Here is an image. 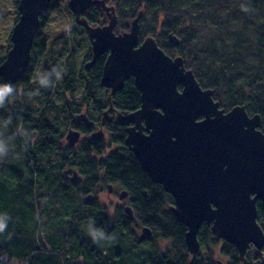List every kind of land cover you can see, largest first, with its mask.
I'll return each mask as SVG.
<instances>
[{"label":"trees","instance_id":"obj_1","mask_svg":"<svg viewBox=\"0 0 264 264\" xmlns=\"http://www.w3.org/2000/svg\"><path fill=\"white\" fill-rule=\"evenodd\" d=\"M111 1L118 6L120 29L127 30L128 24L125 22L133 21L138 12L143 10L144 16L139 23L140 36L154 38L166 55L180 56L185 68L193 72L202 89L216 91V99L225 111L236 105H243L250 117L259 115L261 131L264 134V0ZM100 17L99 8L94 7L89 16L90 23L97 22ZM170 33L179 36V47L172 48L168 44L167 36ZM203 48L205 52H201ZM191 49L194 54L190 53ZM43 52L40 47L31 48L29 67L19 80L9 82L0 77V93L4 95L0 99V223L5 225L3 231H0V264H3V259L6 262L13 259L18 264H69V256L73 257L78 250L75 247L78 243L76 237H71L72 240L69 241L63 238L64 231H61V236L57 230L50 234L47 243L50 250L56 251H47L44 245H41L45 243L36 237V231L41 228L38 219L41 221L42 217L46 219L47 216L40 213V208L44 207L38 198L40 195L47 198L46 203L51 212L55 210V206L59 207L54 213L60 221L59 224L64 220L68 230L72 225V231L76 227L87 233L84 228L85 221L71 222V219H76L73 217V210L78 202L75 191H67L65 184L56 188L57 178L52 174L51 180L47 175L50 170L49 162L43 163L42 157L54 150L52 137H61L58 127L52 126L51 122H44L45 113L41 114L42 123L30 119L36 105L43 107L48 113L65 106V98L62 101L59 99L58 104L54 105L50 101L58 84L59 72L65 75L60 88L67 92L74 93L76 83L81 86L84 83L77 76L74 64L69 61L63 64L62 70L55 65L43 63V60L40 62ZM3 60L4 58H0V64ZM101 73L102 65L96 64L89 72L88 84H84L85 93L93 94L100 90ZM113 101L119 110L130 111L139 105V93L133 83L127 81L123 89L116 93ZM50 106L52 109H49ZM66 108L59 111L66 113ZM29 123L33 124L27 125ZM28 136L40 140L29 142ZM123 141V128L118 127L113 142L123 144ZM89 148L83 143L78 149L80 153H76L80 157L85 156V164L82 167L88 172V179L83 188L91 189L111 182L122 186L132 197L131 203L141 221L156 230L162 229L161 235L164 238H172L179 250H185V227L176 221L169 209L173 204L172 197L165 193L160 185L150 181L133 154L123 151L109 155L106 160L98 163L91 155L93 150ZM56 149L67 153L62 156L64 158L67 155H75L71 151L64 152L58 146ZM98 150L97 153L101 152L100 148ZM59 164H62V161H59ZM99 167L105 170L104 177L100 179L95 175L96 168ZM60 179L63 180L62 177ZM83 213L90 214V211L85 209ZM103 216L99 217V221L98 218L94 220L91 224L94 225L93 229H96V225L105 224ZM90 219L91 217H87V221ZM52 220L51 224L55 222V218ZM91 225L88 224L89 227ZM66 236L69 237V233ZM212 236L214 234L211 229L203 224L198 232L199 243L206 244ZM121 240L122 238L117 241L116 247H124ZM97 241V248L101 252L106 244H100L102 242L99 239ZM224 245L222 254L233 255L235 249L232 245L226 242ZM80 250L89 264L97 262V257L86 248L82 247ZM113 251L117 250L112 247ZM114 259L113 264H125L123 255ZM256 259L258 257L254 258ZM158 264L171 263L162 260Z\"/></svg>","mask_w":264,"mask_h":264},{"label":"water","instance_id":"obj_2","mask_svg":"<svg viewBox=\"0 0 264 264\" xmlns=\"http://www.w3.org/2000/svg\"><path fill=\"white\" fill-rule=\"evenodd\" d=\"M50 2L19 1L20 16L10 35L11 48L0 64V77L6 81H17L28 69L39 17ZM97 3L109 22L91 27L79 16ZM69 9L91 39L92 60L85 69H91L108 52L99 86L114 95L132 78L141 95L140 108L123 117L133 124L127 130L125 144L150 181L173 198L170 210L186 229L187 250L193 254L199 251L197 236L203 224L211 225L214 235L233 245L241 259L250 244L261 249L264 234L256 208L260 200L264 210V134L260 116L250 117L243 105L229 111L221 109L214 100V91L201 88L181 57L166 55L152 37L140 44L143 10L131 22L129 32L116 35L115 9L107 7L106 0H70ZM167 39L173 48L180 44L172 33ZM65 138V149H72L80 133L69 130ZM92 138L100 136L93 134ZM69 173L63 171L64 176ZM81 180L73 172L70 181L78 184ZM91 200V196L84 198L88 204ZM144 238H149L146 230Z\"/></svg>","mask_w":264,"mask_h":264},{"label":"flooded vegetation","instance_id":"obj_3","mask_svg":"<svg viewBox=\"0 0 264 264\" xmlns=\"http://www.w3.org/2000/svg\"><path fill=\"white\" fill-rule=\"evenodd\" d=\"M19 1L20 0H11L12 5H13L12 12L15 15L14 25L17 23L19 16H20ZM95 1L98 2L99 0H95ZM69 2L70 0H51L46 12L39 17L40 26H39V29H38V32L35 38L33 39L31 48L33 46L40 47L44 51L43 54L48 51L49 52L58 51L59 53H61L65 51L64 50H54L53 48H51V46L54 47L55 45L61 43V40H63L62 44L64 46H66L67 44L72 45V47L69 49V55L66 56L70 58L69 62L72 63L74 53L77 51V49L79 50V48H81L83 44H85L88 47L90 53L82 60V62H84V64H87L92 60L91 39L87 31L78 23L76 15L69 9ZM106 6L114 7L115 9V15L117 18V24L114 28L115 34L119 35V34L129 32L130 27L127 30L120 29L119 27L120 20H119V15H118L119 13L117 9L118 8L117 3H113L111 0H106ZM94 7L99 8V14H101V17L100 19L96 20L97 22L90 23L89 16L91 14V10ZM62 17H65L66 19L72 21V25H70L69 27L68 26L64 27L65 25H62V28L55 27L54 26L55 22L53 20L61 19ZM79 18L80 20L87 21V23L91 27H102V26L107 25L109 22L107 13L102 9L99 3L93 4L90 8L86 9L83 13L80 14ZM130 26H131V23H130ZM65 28H67V31H66L67 35L70 37L65 35L64 33ZM53 30H57L58 32L54 35L53 38L50 39L52 40L51 43H47V40H49V33L52 32ZM10 35L11 34H9L8 36L9 42H10ZM66 37L69 38L68 41L66 40ZM70 39L72 40V43ZM139 39H140V44H141L143 40H141L140 30H139ZM10 48H11V42H10V45L8 44V50ZM107 57H108V52L101 55L95 62L94 66L96 64H99V65H102V69H103V66H104V63ZM94 66L91 69H89L90 72L94 68ZM89 78L90 77L88 74L87 76H83L80 79L82 80L84 84H88ZM100 78H101V75H100ZM100 78H99V83H100ZM127 81H131L133 83V86L135 87L132 78L126 80L124 82V85ZM101 90L104 92V96H105L104 102H100L99 99L98 100L96 99L97 93L100 92ZM213 91H214V100L220 104L221 109H224L221 103L216 99V96H215L216 91L215 90ZM116 93L112 95L110 89H105L102 87H100V90L95 91L93 94H90L89 92L85 93V97H83L79 103L76 102L77 104L75 106H77L78 108L74 112L69 111L68 115L65 116V121L67 122L65 123L64 121H62L63 123L62 126L65 132L66 131L69 132V130H73V131H77L80 133V140L78 144L72 149H65V145H66L65 137L66 136L61 135L60 138L58 137L56 139L55 144L53 145L58 146L59 148L63 150L75 151L79 149L83 143H85L90 147L89 149L94 151V152L93 151L91 152V155L93 158H95V160L98 163L99 161L102 162L106 160L109 157V155L120 154L123 151L130 152L127 145L125 144V139L127 137V130L133 127V124H130L124 121L123 117L131 113H134L140 108V105H141L140 96L141 95L138 92L139 93V105L135 109L130 110V111H121L115 106L114 101H113ZM72 98L73 97H71V99ZM101 109H104L102 113H101ZM92 110H99V113L101 114L99 115L97 114V117L93 119L90 116ZM42 113H45L44 122L46 123L48 122V124L51 122L52 126H54L53 125L54 119L53 118L51 119L50 114L49 113L46 114L44 110H42ZM86 114H88L89 116L87 117ZM141 124L144 126V120L142 121ZM118 127H122L124 131L123 144H117L113 142L114 133H115V130L118 129ZM93 134H98L100 136V139L92 138ZM98 148H100L101 152L97 153V151H99ZM75 157L77 156L75 155ZM65 170L70 171L68 176L63 175V171ZM63 171L61 172V177L63 178V183L67 187L65 189L67 191L69 190V192H70V189L74 190L75 196L77 195V198H78V202L73 210V213H74L73 217L76 218V220L79 222L85 221L86 225L84 226V228L87 230V233H84L83 230L75 227L74 230L72 231L73 227L72 225H70L71 227L68 233L69 235H72L78 239V243L75 246L76 249L78 250L75 251V254L73 257L69 256V260H70L69 264H89L87 262V258L80 250L82 247L86 248L93 256L97 257V262L95 264H113V262L115 261L114 257H120L121 255L124 256L125 264H158L162 260H166L167 262L171 264L172 263L178 264L179 262L181 264H215V263L221 264L220 260L213 261V259L201 258V256H199L200 251H198L196 254L189 252L185 246L184 234H183V244L185 246V250L140 251L141 246L148 245L149 247H152L153 246L152 242H155V239H163L164 237L161 235V233H163L161 231L162 229L161 230L159 229L160 231L156 230L155 228L147 226L146 224L143 223V221H141L140 215H137L135 206H133V204L131 203L132 197L130 196L129 192L125 188H123L122 186L114 182L95 186L91 189H84L83 186H85L87 182L88 172H86L83 168H81L77 163H73L72 167L70 166L66 167L65 169H63ZM73 172H76L81 177L82 180L80 181V183L74 184L73 182L70 181V178L72 177ZM104 174H105V170L103 168L101 167L96 168L95 175L99 179L103 178ZM109 186H111L110 190H109ZM102 193H107L110 196L114 195L116 196L117 202L126 201V203L124 204L120 203L118 205L113 203L112 213L107 214L104 211V209H108L109 206L107 207L100 206V202L98 200V195ZM122 194H124V196ZM86 196H91L92 200L90 204L84 201V198ZM171 207L172 206H170V208ZM58 208L59 207L55 206V210L51 212V218L49 219V221H52V218H55V222L53 223L55 225L53 226L54 229L57 225H59V222H60L58 221L57 217H55L54 215V213L57 212ZM256 208H257V222L259 226L261 227L263 234H264V210L262 208V202L260 200L256 202ZM85 209L87 211H90V214L89 213L82 214V211ZM102 215H104L103 217L105 218V224H101L100 226L96 225V229H93L94 225H91V224L94 222L96 218H98L97 220L99 221L100 220L99 217ZM87 217H91V219L87 221ZM88 224L91 226L89 227ZM207 227L211 229V225ZM145 230L148 232L149 238L142 239V236ZM138 232H139V235H137ZM94 234L96 236L95 240L93 239ZM120 238H122V240H126L127 243L124 244V247L123 246L121 247L122 251L112 252V247L114 248V246H116V243ZM211 238L223 241L222 239H219L216 235L212 236ZM97 239H99L102 242L100 244H104V243L106 244L105 248H103L101 252L99 248H97V242H98ZM166 239H171V238L166 237ZM224 246L225 245L223 242L222 250L224 249ZM232 247L235 249V252L233 254L234 257L231 256L232 263L230 262L229 264H264V245L262 246L261 249H257L253 244H250L249 249L246 251L242 259L239 257V253L236 250V248L233 245ZM105 249L107 250L105 251ZM124 250H127V251H124ZM98 254H100V256H98ZM256 257H258V259L254 260V258Z\"/></svg>","mask_w":264,"mask_h":264},{"label":"rangeland","instance_id":"obj_4","mask_svg":"<svg viewBox=\"0 0 264 264\" xmlns=\"http://www.w3.org/2000/svg\"><path fill=\"white\" fill-rule=\"evenodd\" d=\"M12 6L13 5H12L11 0H0V58H5V56L8 52V44L10 45V42L8 41V36H9V34H11V30H12V27L14 25V16H15L14 13L12 12ZM53 21L55 22V25H54L55 27H61L62 28V25H65L64 27H66V26L69 27L70 25H72V21L66 19L65 17H62L61 19H55ZM130 23L131 22H128V23L125 22L126 25L128 24L127 25L128 29L130 27ZM66 31H67V28H65L64 33L66 36H68ZM57 32H58L57 30H53L52 32L49 33V40H47V43H51L52 40H50V39L53 38ZM68 37H70V36H68ZM68 37H66L67 41L69 40ZM146 38H147V36L143 35L141 37V40H145ZM62 41L63 40H61V43L55 45L54 47L51 46V48H53L54 50H64L65 52H61V53H59L58 51H56V52H54V51L45 52L39 61L40 62L44 61L43 63L55 65L56 67H58L59 70H62L63 64L66 61L70 60V58L66 57V56L69 55V49L72 47L71 44H67L66 46H64L62 44ZM70 41L72 43L71 39H70ZM167 41H168V39H167ZM179 41L181 42L180 39H179ZM168 44H169V42H168ZM198 45H200V44H198ZM199 47L202 48V46H199ZM182 48H183V46H182ZM183 51L186 52V50H183ZM201 52H205V49L203 48V50ZM89 53H90V51H89L88 47L85 44H83L81 46V48H79V50L77 49V51L73 55L72 63L75 66L77 76L80 78L83 76H87L90 72L89 70L85 69V64H84V62H82V60ZM190 53L194 54V51L191 49ZM171 56H172V58H175L176 56L180 57V56L175 55V54L174 55L171 54ZM38 64H39V62H38ZM64 78H65V75L63 74V72L62 73L59 72V75L57 78L58 84H57V87L54 89L53 94L50 97V101L54 105V103H57V101L59 99L62 101V99L65 98V102H64L65 106L64 107H67L66 113H69V111L74 112L78 108L75 105L77 103H79L83 97H85L84 84H82V86H81L80 83H78V84L76 83V90L74 93L71 94L70 92L63 90V88H60V86L62 87V81ZM71 97H73V98L71 99ZM96 99L97 100L99 99L100 102H104L105 96H104V92L102 90L97 93ZM64 107L59 108V109H64ZM49 109H52V107L50 106ZM59 109L54 110L53 112H51L49 114L51 116V119L53 118L54 121L56 122L55 123L53 121L54 127L55 126L58 127L60 134L66 136L67 131L65 132V130L62 126L63 125L62 121H64L65 123L67 122V121H65V116L68 114L61 113L59 111ZM42 110H43V107L39 108L36 105L34 108V112L32 113L30 119L32 121H35L36 123H42V121H41L42 118L40 115V114H42ZM103 110L104 109H101V113ZM47 113L48 112H46V114ZM101 113H99V110H92L90 116H91V118L95 119L97 117V114L99 115ZM86 116L88 117L89 115L86 114ZM31 124H33V123H29L27 125H31ZM54 139L55 138L52 137V141H51V142H53L52 144H55L56 139L55 140ZM28 140H29V142H38L40 140V138L33 137V136L31 138V136H28ZM53 148H54V150L45 154L42 157V159H43V163L49 162L48 168H50V170H49V174L47 173V175L50 177L51 180H53L51 178V175L54 174L55 178H57V184L55 185V187L58 188L60 186V184H64L63 180L60 179L61 178L60 174L63 171V169H65L66 167H69V166L72 167L73 163H77L79 166L81 165L80 166L81 168H83L82 166H84L83 164H85V156L83 155V157H80V156L76 155V153H80V151H78V149H77L75 151H71L77 157H75V155L72 157H70V156L68 157V155H67L64 158L62 156H65L67 153L60 152L58 149H56V146H54ZM63 151L67 152V150H63ZM59 161H62V164L58 165ZM40 166H41V168L43 167L42 165H40ZM23 177H24V175H23ZM36 177H37V175H36ZM56 192H58V191H56ZM113 196H110L107 193H102V194L98 195V200L100 202V206H106V207L109 206L108 209H104V211L107 214L112 213V204L113 203H115L117 205L120 203L121 204L126 203V201H124V202L118 201L117 202L116 196H114V197ZM38 198L40 199V202H42L44 204V207L40 208V210H41L40 213H43V215H46L47 218L44 219V217H42L41 221L38 219V225H40L41 228H40V230L36 231L37 235L36 234L35 235H36L37 239H41V241H43L46 244V245L41 244L42 246L44 245V249L47 251L50 250V247L47 243H49V236H50V234L54 233V230H57L61 236L63 235L61 231H64L65 235H63V238H67L69 241H71L72 240L71 237H73V236L72 235H69V237L66 236V235H68V231H69L68 225L64 224V220H62V222L59 224V226L58 227L56 226L54 229V227H53L54 224H51L49 221V219L51 217V208H50V206H47V203H46L47 198L45 199V197L41 196V195ZM57 198H58V200L60 199L58 196H57ZM70 213H71V210H69L68 214H70ZM68 220H70V219L68 218ZM74 220H76V219H71V222L72 221L74 222ZM60 225H62V226H60ZM137 235H139V232ZM157 237H158V235H157ZM122 242H123V244L127 243L126 240H121V243ZM152 244H153L152 247H149L148 245L141 246L140 251H147V250L148 251H151V250H155V251H178L179 250V246L176 245V241L173 240L172 238L171 239H166V238L155 239V242H152ZM200 246H201V244H200ZM222 246H223V241L211 238L210 241H207L206 244L202 245L201 248H199V251H200L199 256H201V258H203V259H213V261L220 260L221 264H229L231 262V259H232L231 256L234 257V255H231V256L223 255L222 254ZM114 250L120 251L121 248H119L118 246L117 247L114 246ZM180 250H182V249H180ZM54 251H56V250H54V249L50 250V252H54ZM124 251H127V250H124ZM2 261H3V264H18V262L13 260V259L12 260L9 259L8 262H6L5 259H3Z\"/></svg>","mask_w":264,"mask_h":264},{"label":"clouds","instance_id":"obj_5","mask_svg":"<svg viewBox=\"0 0 264 264\" xmlns=\"http://www.w3.org/2000/svg\"><path fill=\"white\" fill-rule=\"evenodd\" d=\"M8 91L10 92L11 91V88H9ZM3 96H4L3 93H0V99H2ZM4 227H5V225L3 223H0V231H3ZM93 239L94 240L96 239L95 234L93 235Z\"/></svg>","mask_w":264,"mask_h":264}]
</instances>
